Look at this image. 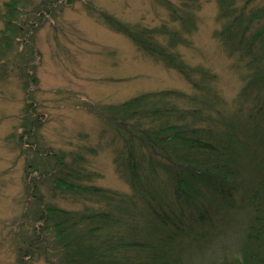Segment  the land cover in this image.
<instances>
[{"label": "trees", "instance_id": "16d2710c", "mask_svg": "<svg viewBox=\"0 0 264 264\" xmlns=\"http://www.w3.org/2000/svg\"><path fill=\"white\" fill-rule=\"evenodd\" d=\"M218 1L221 27L216 37L229 55L245 61L249 74L238 98L237 112L246 110L244 121H238L237 112L226 120L213 108L216 100L209 106L200 96L192 97L190 107H182L176 101L184 93L175 90L146 92L99 108L98 116L123 144L116 163L132 188L127 195L85 184L95 173L79 165L82 156L67 165L62 153L36 149L33 165L38 162L40 168L29 169L36 197L30 211L35 210V219L41 222L36 242L45 236V229L47 243L53 246L49 262L190 264L187 247L205 237L203 230L214 226L219 213L226 215L241 207L239 202H247L251 212L239 257L207 264H264V5L253 9L249 5L257 0ZM19 2L6 3L10 16L5 32L12 36L19 32L11 19ZM161 2L179 27L165 24L151 29L104 12L100 15L144 53L182 74L198 92L209 91L215 76L187 64L177 50L198 27L197 0ZM32 81L35 77L29 75L28 86ZM53 161V168H47ZM161 173L167 175L166 181ZM39 178L49 179L62 193L99 205H86L83 211L54 206L40 195ZM39 249L29 245L20 252L21 264Z\"/></svg>", "mask_w": 264, "mask_h": 264}, {"label": "rangeland", "instance_id": "374dc122", "mask_svg": "<svg viewBox=\"0 0 264 264\" xmlns=\"http://www.w3.org/2000/svg\"><path fill=\"white\" fill-rule=\"evenodd\" d=\"M10 1L0 0V264H21L19 253L29 245L42 251H31L27 264H55L49 262L48 250L54 249L45 229V236L37 240L40 244L36 242L41 222L35 219L36 211H30L36 197L29 169L40 166L33 165L36 149L62 153L67 165L82 156L79 165L95 173L85 184L130 194L128 177L116 163L123 144L98 116V109L146 92L175 90L184 93L176 101L182 107H190L196 96L209 106L216 100L213 108L227 120L238 111L239 93L249 74L245 61L229 55L216 37L221 27L218 0H197L198 27L177 46L187 64L215 76L209 91L199 92L178 71L109 27L100 15L104 12L151 29L165 24L179 27L161 0H19L18 12L11 16L19 27L15 36L5 32ZM262 5L264 0H257L249 7ZM29 75L36 82L28 86ZM245 111L237 112L240 123ZM32 126L34 131L27 134ZM160 176L166 181V174ZM38 190L43 200L64 210L99 205L54 189L49 179L39 178ZM239 203L241 207L226 215L219 213L214 226L203 230L205 237L187 247L186 262L207 264L239 257L251 212L247 202Z\"/></svg>", "mask_w": 264, "mask_h": 264}]
</instances>
